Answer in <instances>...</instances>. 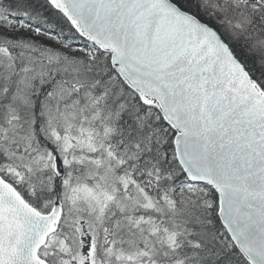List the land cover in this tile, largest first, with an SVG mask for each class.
<instances>
[{
	"label": "snow or ice",
	"instance_id": "1",
	"mask_svg": "<svg viewBox=\"0 0 264 264\" xmlns=\"http://www.w3.org/2000/svg\"><path fill=\"white\" fill-rule=\"evenodd\" d=\"M0 264H264V0H0Z\"/></svg>",
	"mask_w": 264,
	"mask_h": 264
}]
</instances>
